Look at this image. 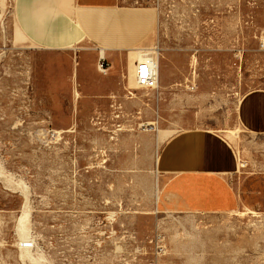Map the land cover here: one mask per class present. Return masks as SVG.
<instances>
[{
    "label": "rangeland",
    "instance_id": "1",
    "mask_svg": "<svg viewBox=\"0 0 264 264\" xmlns=\"http://www.w3.org/2000/svg\"><path fill=\"white\" fill-rule=\"evenodd\" d=\"M16 3L0 0V264H264V202L164 213L157 168L169 137L198 129L264 175V0H127L150 11L135 48L157 55L160 82L125 74L111 101L98 61L72 79L94 46L41 48Z\"/></svg>",
    "mask_w": 264,
    "mask_h": 264
},
{
    "label": "crops",
    "instance_id": "2",
    "mask_svg": "<svg viewBox=\"0 0 264 264\" xmlns=\"http://www.w3.org/2000/svg\"><path fill=\"white\" fill-rule=\"evenodd\" d=\"M126 1L17 0L15 14L23 33L41 48L65 50L84 41L93 45L97 53L88 50L77 56L72 79L82 82L90 67L104 60V97L111 101L124 89L123 76L127 74L129 80L130 73L136 75L140 53L151 50L135 48L145 38L150 11L129 10L123 5ZM162 68V85L173 84L170 66L162 63ZM157 168L163 178L162 190L157 180L164 213L227 215L248 207L249 201L264 202L260 189L264 175L240 173L235 148L210 131L193 129L169 137L159 152Z\"/></svg>",
    "mask_w": 264,
    "mask_h": 264
},
{
    "label": "built area",
    "instance_id": "3",
    "mask_svg": "<svg viewBox=\"0 0 264 264\" xmlns=\"http://www.w3.org/2000/svg\"><path fill=\"white\" fill-rule=\"evenodd\" d=\"M100 68H105V61H100ZM157 66L153 64V58L147 59L144 62L138 63V70L136 73V83L139 87L153 90L158 86Z\"/></svg>",
    "mask_w": 264,
    "mask_h": 264
},
{
    "label": "bare ground",
    "instance_id": "4",
    "mask_svg": "<svg viewBox=\"0 0 264 264\" xmlns=\"http://www.w3.org/2000/svg\"><path fill=\"white\" fill-rule=\"evenodd\" d=\"M153 58V64L155 65V66H157V72H156V75H157V79L159 80V59H158V57H157V55H155L154 56V54H152V53H150V52H141L140 53V55H139V59H138V61L139 62H144V61H146L147 59H150V58ZM99 71L101 72V73H104V74H106V72H107V70L106 69H103V68H100V66H99ZM137 84V83H136ZM138 86V85H137ZM158 88V86L155 88V89H157ZM21 227H25V225H24V221L21 219V221H20V229H21ZM23 229V228H22ZM21 229V230H22ZM20 233H21V231H20Z\"/></svg>",
    "mask_w": 264,
    "mask_h": 264
}]
</instances>
